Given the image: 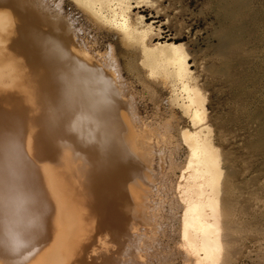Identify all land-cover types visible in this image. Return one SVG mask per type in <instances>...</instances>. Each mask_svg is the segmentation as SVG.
<instances>
[{"label": "bare ground", "instance_id": "6f19581e", "mask_svg": "<svg viewBox=\"0 0 264 264\" xmlns=\"http://www.w3.org/2000/svg\"><path fill=\"white\" fill-rule=\"evenodd\" d=\"M75 1L140 52L151 76L184 94L175 101L197 129L183 131L191 149L183 240L198 262L219 264L222 160L204 134L205 98L188 83L186 49L176 36L152 44L170 19L149 12L146 0ZM49 6L0 0V264H150L138 240L153 242V180L143 165L155 134L125 112L117 60L96 57L60 5ZM17 236L25 242L18 249Z\"/></svg>", "mask_w": 264, "mask_h": 264}, {"label": "rangeland", "instance_id": "374dc122", "mask_svg": "<svg viewBox=\"0 0 264 264\" xmlns=\"http://www.w3.org/2000/svg\"><path fill=\"white\" fill-rule=\"evenodd\" d=\"M45 1L51 9H63V15L81 30L80 38L90 44L96 57L117 60L123 100L127 101L121 100L127 107L125 112L133 110L140 125L155 134L151 135L154 141L150 150L155 156L148 155L147 164L141 166L153 178L149 187L155 185L154 190L149 188L153 196L148 200L152 224L146 225L153 242L139 244L144 241L141 234L138 248L152 252L150 264H206L190 254L182 235L184 189L191 174V149L183 131L197 129L181 103L175 101L177 94H181L179 99L184 94L174 83L151 76L142 54L123 46L113 29L93 24L75 0ZM146 1L149 12L161 10L163 23L170 19L169 25L150 34L157 36L152 44H165L168 37L176 36L175 42L186 49L191 71L187 81L205 98L204 134L221 155L224 248L219 264H264V0ZM153 246L154 251L146 249Z\"/></svg>", "mask_w": 264, "mask_h": 264}, {"label": "clouds", "instance_id": "9594fccd", "mask_svg": "<svg viewBox=\"0 0 264 264\" xmlns=\"http://www.w3.org/2000/svg\"><path fill=\"white\" fill-rule=\"evenodd\" d=\"M12 242L14 247H16L17 249L25 246V242L22 239H20L18 236L14 237Z\"/></svg>", "mask_w": 264, "mask_h": 264}]
</instances>
